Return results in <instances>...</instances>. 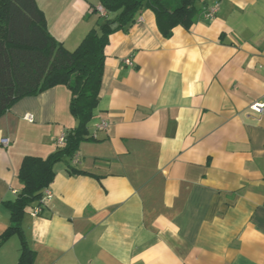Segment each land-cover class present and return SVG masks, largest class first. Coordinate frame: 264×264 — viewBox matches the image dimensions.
Here are the masks:
<instances>
[{"label":"crops","instance_id":"1","mask_svg":"<svg viewBox=\"0 0 264 264\" xmlns=\"http://www.w3.org/2000/svg\"><path fill=\"white\" fill-rule=\"evenodd\" d=\"M35 1L71 52L117 15H101L100 0ZM197 7L170 38L146 7L110 35L91 140L54 166L51 198L20 225L35 264H264V114L250 108L264 98V0ZM70 102L57 86L0 117V236L23 159L49 157L78 126ZM20 255L17 234L0 246V264Z\"/></svg>","mask_w":264,"mask_h":264},{"label":"trees","instance_id":"2","mask_svg":"<svg viewBox=\"0 0 264 264\" xmlns=\"http://www.w3.org/2000/svg\"><path fill=\"white\" fill-rule=\"evenodd\" d=\"M197 2L100 0L107 13L117 14L115 19L106 18L71 52L49 32L35 0H0V117L25 97L65 86L71 92L70 113L78 121V126L67 132L64 146L55 153L47 158L23 159L19 171L23 187L17 199L9 203L12 225L0 236L1 246L11 236L19 235L18 264L36 261V254L20 227L26 209L42 200L44 190L55 178L54 166L64 159H73L81 143L91 140L87 125L99 105L110 35L135 23L141 9L146 7L154 12L163 36L170 38L176 27L188 30L196 23L200 13Z\"/></svg>","mask_w":264,"mask_h":264},{"label":"built area","instance_id":"3","mask_svg":"<svg viewBox=\"0 0 264 264\" xmlns=\"http://www.w3.org/2000/svg\"><path fill=\"white\" fill-rule=\"evenodd\" d=\"M98 11L101 13V15H103V16L106 15V11L104 10L103 7H99L98 8ZM218 11H219L218 4L215 5L212 8L207 9L206 12H205L206 19L209 20V21H212L216 17V14L218 13ZM125 63L127 65H129V66H132L133 65V62L130 59L125 60ZM250 108H251L252 111H254L255 113H257L259 115L264 114V98L261 101L256 102L255 104H253ZM25 118L27 120H29V121L32 120L31 116H29V115H27ZM107 129H108V123H107V121L106 120H102L99 123V125H98V130L105 131ZM8 141L9 140L5 139V140H2V143L3 144H7ZM65 142H66V134L63 135L58 140V143H59L60 146H64ZM50 198H51V192L49 191V189H46L45 192H44V197L42 198V203H44L45 199L47 200V199H50ZM39 212H40V209L37 210V211H35L34 215H36Z\"/></svg>","mask_w":264,"mask_h":264},{"label":"water","instance_id":"4","mask_svg":"<svg viewBox=\"0 0 264 264\" xmlns=\"http://www.w3.org/2000/svg\"><path fill=\"white\" fill-rule=\"evenodd\" d=\"M114 28H116V25H114Z\"/></svg>","mask_w":264,"mask_h":264}]
</instances>
